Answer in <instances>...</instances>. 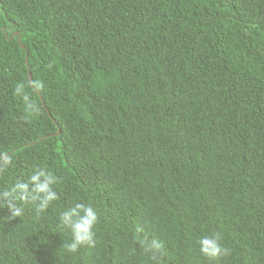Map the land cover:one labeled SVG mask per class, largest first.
I'll return each mask as SVG.
<instances>
[{"label":"trees","instance_id":"1","mask_svg":"<svg viewBox=\"0 0 264 264\" xmlns=\"http://www.w3.org/2000/svg\"><path fill=\"white\" fill-rule=\"evenodd\" d=\"M0 151V190L42 167L60 195L0 210V264H154L145 237L159 264H264V0H0ZM76 201L99 222L72 254Z\"/></svg>","mask_w":264,"mask_h":264},{"label":"clouds","instance_id":"2","mask_svg":"<svg viewBox=\"0 0 264 264\" xmlns=\"http://www.w3.org/2000/svg\"><path fill=\"white\" fill-rule=\"evenodd\" d=\"M32 94L39 93L44 88L43 81L34 79L15 86L14 95L21 97L25 103V111L33 112L36 104L25 88ZM12 157L7 151H0V171L9 167ZM59 178L46 168L37 167L26 177L16 179L10 186L0 190V210H7V220H15L24 215V205H32L34 216L39 218L47 212L50 205L60 199L56 190ZM99 222V213L90 203L76 201L59 214V226L67 230L70 240L63 242V248L75 254L84 247L95 244V227ZM198 251L209 261H219L231 255V249L222 243L219 232L200 236L197 241ZM143 252L154 264H159L163 256L164 244L158 239L144 238L141 241Z\"/></svg>","mask_w":264,"mask_h":264},{"label":"water","instance_id":"3","mask_svg":"<svg viewBox=\"0 0 264 264\" xmlns=\"http://www.w3.org/2000/svg\"><path fill=\"white\" fill-rule=\"evenodd\" d=\"M29 78H30V81L32 80V78H31V75L29 76ZM42 100V99H41Z\"/></svg>","mask_w":264,"mask_h":264}]
</instances>
